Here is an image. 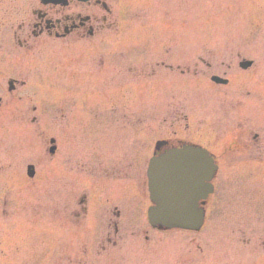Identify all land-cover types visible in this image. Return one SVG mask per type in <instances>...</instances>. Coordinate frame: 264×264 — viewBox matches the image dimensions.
<instances>
[{"label": "rangeland", "instance_id": "obj_1", "mask_svg": "<svg viewBox=\"0 0 264 264\" xmlns=\"http://www.w3.org/2000/svg\"><path fill=\"white\" fill-rule=\"evenodd\" d=\"M100 1L109 15L93 2L70 0L67 6L51 7L39 0H0V264H264V163L242 167L245 179L226 174L227 164L219 163L199 232L152 230L141 206L128 200L133 195H117L109 181L95 186L92 180L103 171L104 178L122 183L123 191L133 193L131 184L145 190L138 180L143 163L133 170L119 155L110 156L125 151L131 141L153 144L160 138L156 130L149 136L137 132L131 112L140 102L161 107L155 96L161 90L150 83L151 103H138L121 91L116 96L106 92L103 100L93 97L87 101L98 105L97 118L86 115L94 112L91 105L66 94L73 67L94 69L100 57L109 73L116 59L132 65L134 54H143L158 76L160 61L170 64V49L181 47L182 55L191 51L181 67L191 70L174 83L183 93L178 132L201 146L217 145L221 152L230 133L240 129L234 124L245 122L251 134L258 131L253 120L257 77L264 73V0H240L246 6L239 0ZM36 11L96 14L106 20L97 23L95 39L79 34L54 40L46 34L33 37ZM243 60L253 63L246 71L238 67ZM207 63L214 67L207 69ZM192 71L200 78L192 77ZM212 74L228 84L211 83ZM10 79L17 81L12 92L7 91ZM151 117L154 129L166 115L160 111ZM231 117L233 126L226 127ZM51 138L57 147L54 157L47 152ZM29 164L36 171L32 180L25 176ZM80 167L86 172L82 177ZM123 167L129 176L117 175Z\"/></svg>", "mask_w": 264, "mask_h": 264}, {"label": "flooded vegetation", "instance_id": "obj_2", "mask_svg": "<svg viewBox=\"0 0 264 264\" xmlns=\"http://www.w3.org/2000/svg\"><path fill=\"white\" fill-rule=\"evenodd\" d=\"M94 5L95 7L97 6V8L99 6L96 1ZM81 18V13L73 12L66 15H48L44 12L37 13L33 22L32 34L34 37L46 34L47 37H50L49 39L54 40H61L72 37L76 38V36H79V34V37H81L82 39H95L98 34V28L96 30V25L97 23L105 21L106 17L101 18L100 16H96V14H90L87 16V20L83 23L80 22ZM65 28H67V35L64 38H60L59 35L64 32ZM85 32H87L88 37L84 36ZM98 42H101L100 37H98ZM24 44H26L25 41L22 45L24 46ZM99 45L101 46V44ZM173 50L170 49L169 53H171L168 55L172 60L170 64L166 63L165 61H160V68L157 69L159 72L158 76L152 74V72H156V70L152 69L155 67L150 66L149 59L145 60V58L147 57H144L143 54H134L135 56H133V58L135 60L132 61V65H127L129 63L126 62V58H123L121 60L116 59V63L118 65L115 64V68L119 67V70L114 71V68L113 70L111 69L109 73L103 70L104 63L102 58L100 59V57L98 59L99 64L96 63V65L93 66L94 69L87 68L81 70V68L77 69L73 67L68 71L67 76L69 79V89L73 94L78 95L82 99L93 96L94 98L101 100L106 92H110L116 96V94L121 91L124 94L131 95L133 99H138V102L142 101L143 103H145V101L147 100L146 102L151 103V91L149 88L150 83L153 81V88L161 90L160 94V91L155 92V96L158 97V102L161 104L159 106L161 107L158 108L155 103L153 105V108L150 107L149 104H146V107H142V105L140 106V102L138 105L139 107H136L135 111L131 112V116L135 119V121H133L132 123L133 127L134 125L137 128L139 127L137 132H146L147 136H149V131L151 130L150 122L153 119L151 116L157 112L163 111L166 117H164V119L160 121L161 125L158 124V127L154 129L160 133V138L156 139L153 144L151 142H145L144 140H138L137 143H133L131 141L130 144H128V146L124 148L125 151H121L120 153L118 152L114 156L110 157L115 159L119 155V157L122 158L123 162L125 161V165L126 161L128 164L132 163L133 170H135L138 162L143 163L145 167L152 156H160L172 150H180L183 148L193 149L201 147L208 151L219 168L221 163L227 164L226 174H242L243 168L241 167L243 164L252 163L258 166H262V164L264 163V73L260 72V75L257 77V87L255 90L257 93L255 103L256 106L254 109V115L256 118H254L253 121L255 125L254 127L258 128V131H255L254 134H251L252 127L245 125V120L243 119V124H234L235 127L237 126V129H240L237 130V133H230V140L226 142L227 144L224 149L221 152H218L219 148L217 147V145H209L208 147H204L201 146L202 144L200 143H195L194 141L181 136V133L178 132V130L180 129L179 125L182 114L183 93L181 91L178 92V90L175 88L176 85L174 83H180L183 79V76L187 75L190 72V68H188L187 70L182 69L180 61L182 60L183 56H189L191 51H187V54L182 55V53H184V50L181 47ZM159 52H161L162 54L163 49L159 50L158 53ZM139 62L141 63V65H139ZM213 67L214 66L212 64L207 63V69H212ZM123 68H126V70H123ZM107 74H110V77L107 78ZM225 74H227V72L223 71L222 75ZM200 76L201 75H199L198 72L192 71V77H194L195 79L200 78ZM152 78H155V80H152ZM107 80L109 82H107ZM14 81L16 82V80ZM121 83H124L122 87ZM166 87H168L167 90ZM171 88L175 89L172 90ZM120 95L122 96V94ZM105 97L107 96L105 95ZM200 103L202 106L203 102ZM196 105H198V103ZM97 110L98 109L95 108L94 113H89V115L93 114L95 118H97V116L101 115L100 112L96 113ZM245 110L247 112H252V109ZM138 116H140V118ZM184 116V120L187 121L189 118H187L186 115ZM242 116H245V118L249 120L251 115L250 113H245L242 114ZM122 117L124 116L122 115ZM227 120V123L232 121V124H227L225 126H231L232 128L235 117L226 118V121ZM241 126H243V128H241ZM159 127H161V130H159ZM95 153H98V155L99 153L102 154L100 145L95 146ZM217 154L225 155L224 160L220 159V157H218L219 155ZM99 162H103V159ZM141 168L142 165L141 167H139L138 173L139 177L144 180V168L142 176L140 175ZM258 169L259 167L256 171L257 177L261 180L263 174L262 171L259 173ZM119 171H121L119 174L117 173L119 177H124L125 175L129 176L127 167H123L122 170L118 169V172ZM100 175L103 177L106 174L101 171ZM134 178H136V176H134ZM135 185L136 187L133 189V193L130 191V194L133 196H135V194L140 191L139 186L137 184ZM142 185H144V182L142 183ZM126 193V191H123L124 195H126Z\"/></svg>", "mask_w": 264, "mask_h": 264}, {"label": "water", "instance_id": "obj_3", "mask_svg": "<svg viewBox=\"0 0 264 264\" xmlns=\"http://www.w3.org/2000/svg\"><path fill=\"white\" fill-rule=\"evenodd\" d=\"M42 1L44 3L60 2V0ZM246 65L248 66L249 63ZM217 82L225 83V81L219 80ZM200 157L202 156L200 155ZM214 169L211 162H206L198 166L196 179L187 176L191 175L189 173L190 170H188L189 174L183 177L188 179H179L174 181L173 184H161L158 178H152L151 198L156 206L149 210L148 217L150 224L160 230H199L203 214L201 211L196 210V198L194 197L199 196L205 191L204 189H197L198 183L210 179ZM28 176H33L31 167H28Z\"/></svg>", "mask_w": 264, "mask_h": 264}]
</instances>
